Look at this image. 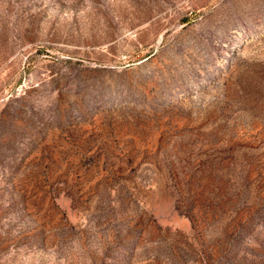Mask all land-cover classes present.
<instances>
[{"label": "rangeland", "instance_id": "374dc122", "mask_svg": "<svg viewBox=\"0 0 264 264\" xmlns=\"http://www.w3.org/2000/svg\"><path fill=\"white\" fill-rule=\"evenodd\" d=\"M0 264H264V0H0Z\"/></svg>", "mask_w": 264, "mask_h": 264}]
</instances>
